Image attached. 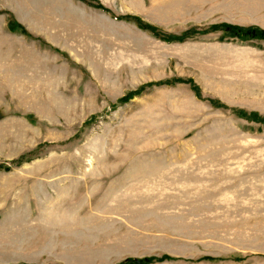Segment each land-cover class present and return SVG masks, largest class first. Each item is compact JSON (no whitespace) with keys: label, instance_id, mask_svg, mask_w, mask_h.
I'll return each instance as SVG.
<instances>
[{"label":"rangeland","instance_id":"1","mask_svg":"<svg viewBox=\"0 0 264 264\" xmlns=\"http://www.w3.org/2000/svg\"><path fill=\"white\" fill-rule=\"evenodd\" d=\"M86 1L0 0V262L264 264V0Z\"/></svg>","mask_w":264,"mask_h":264},{"label":"crops","instance_id":"2","mask_svg":"<svg viewBox=\"0 0 264 264\" xmlns=\"http://www.w3.org/2000/svg\"><path fill=\"white\" fill-rule=\"evenodd\" d=\"M0 8L2 9V7H0ZM5 8H6V10H8L7 6ZM8 22H9V20L5 19V18L0 20V29H1L0 31H1V34L4 38L12 39L11 37H13V38H18L20 40L29 42V38H30L29 36L30 35H20L17 37L15 35H13V34H15L16 29L10 30ZM4 91H8V88H4ZM44 192L45 193L47 192L49 195L54 193L51 188L44 189ZM2 202H3V200H0V203H2ZM13 211H15V210H13ZM24 211L27 212V218L26 219L33 220L36 218V211L34 209V206L31 203L26 204ZM15 213H16V211H15ZM5 218H6L5 215H1L0 223H2ZM0 264H12V262H2V263L0 262Z\"/></svg>","mask_w":264,"mask_h":264},{"label":"trees","instance_id":"3","mask_svg":"<svg viewBox=\"0 0 264 264\" xmlns=\"http://www.w3.org/2000/svg\"><path fill=\"white\" fill-rule=\"evenodd\" d=\"M84 2H86V3H88L86 0H83ZM88 4H90V3H88ZM91 5V4H90ZM136 24L140 27V28H143V29H145V30H148V31H150L152 34H155V35H159L160 36V34H157V32L155 31V29L153 28V27H151V26H148V25H146V24H144V23H141V22H139V21H136ZM8 25H9V28H10V30H14L16 27L13 25V24H11V21H9V23H8ZM161 37L164 39V40H166V41H171L173 38H170L169 36H167V35H162L161 34ZM0 169H5V170H7V169H9V167H7V166H2L1 164H0ZM124 264L125 263H132V264H142V263H144V261H140V260H138V259H136V258H134V259H132V258H129V259H126L124 262H123Z\"/></svg>","mask_w":264,"mask_h":264}]
</instances>
